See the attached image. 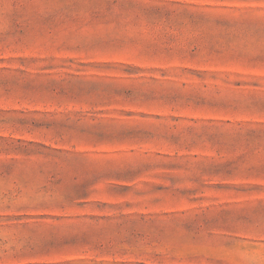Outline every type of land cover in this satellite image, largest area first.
<instances>
[{"label":"rangeland","instance_id":"obj_1","mask_svg":"<svg viewBox=\"0 0 264 264\" xmlns=\"http://www.w3.org/2000/svg\"><path fill=\"white\" fill-rule=\"evenodd\" d=\"M0 264H264V0H0Z\"/></svg>","mask_w":264,"mask_h":264}]
</instances>
